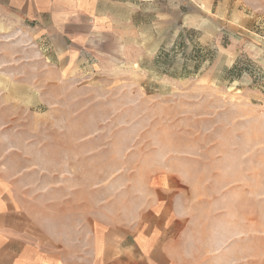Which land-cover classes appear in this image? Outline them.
<instances>
[{
	"label": "crops",
	"instance_id": "1",
	"mask_svg": "<svg viewBox=\"0 0 264 264\" xmlns=\"http://www.w3.org/2000/svg\"><path fill=\"white\" fill-rule=\"evenodd\" d=\"M216 2L0 0V31L19 29L34 43L46 66L37 74L75 75L120 45L157 43L161 54L168 28L179 43V16L187 28L198 26L200 13L223 18L227 0ZM8 92L1 76L0 264L248 263L246 197H233L246 191V173L235 171L233 180L231 170L205 163L196 149L145 171L73 186L66 168L33 164L11 141L18 132H9Z\"/></svg>",
	"mask_w": 264,
	"mask_h": 264
},
{
	"label": "rangeland",
	"instance_id": "2",
	"mask_svg": "<svg viewBox=\"0 0 264 264\" xmlns=\"http://www.w3.org/2000/svg\"><path fill=\"white\" fill-rule=\"evenodd\" d=\"M223 6V18L200 13L195 28L183 27L179 16V43L168 28L161 54L157 43L120 45L75 75L37 74L46 66L34 43L19 29H3L0 77L13 104L9 132H18L11 141L33 164L66 168L73 186L145 171L196 149L232 178L246 173V191H233L246 197L242 244L247 264H264V0Z\"/></svg>",
	"mask_w": 264,
	"mask_h": 264
}]
</instances>
